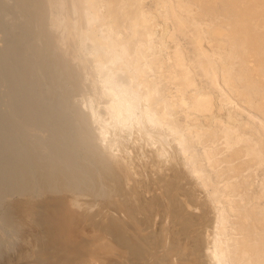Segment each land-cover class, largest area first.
I'll return each mask as SVG.
<instances>
[{"label": "bare ground", "instance_id": "6f19581e", "mask_svg": "<svg viewBox=\"0 0 264 264\" xmlns=\"http://www.w3.org/2000/svg\"><path fill=\"white\" fill-rule=\"evenodd\" d=\"M11 1L0 264H264V0Z\"/></svg>", "mask_w": 264, "mask_h": 264}, {"label": "rangeland", "instance_id": "374dc122", "mask_svg": "<svg viewBox=\"0 0 264 264\" xmlns=\"http://www.w3.org/2000/svg\"><path fill=\"white\" fill-rule=\"evenodd\" d=\"M0 1H1V0H0ZM3 1H7V0H3ZM10 1H11V0H10ZM12 2H13V1L8 2V3H9L8 5H9L10 7H8V5H7V6H5V8H4V9H5L4 11H7V10H6V7H8V8H7V9H8L7 12L9 13V11L11 10V11H10V13L12 12L11 14H8V16H7V12H3V11H2V13L0 12L1 15H2L3 13H6V14H3V15H4V18H3V16L0 15V22L3 21V23H0V25L2 24L0 27L3 26L1 32H3L4 30H6L7 27H8V29H11V28H12L10 32H11V34L13 35V31H12V30H15V29L19 28V29H17V30H19L18 33H19L20 36L18 35V33H17V34L15 33L16 30H15V32H14L15 34H14L13 36L10 35V34H9V30L7 29V31H5L6 33L4 32V33H2V34H7V33H8V34H9V37H8V34H7V36L5 37L6 39H3L2 43L0 44V46H3L6 42H7V45H9V44H11L10 42H12V41H13V44H14V42H17L16 40H18V42H20L21 40L25 41L23 38H25V39L27 40V39L30 38V37L33 35V33L36 32V30H37V28H36L35 26H34L35 28H33L32 24H31V26H28V25H30L29 22H28V20H29L28 18H25L27 22H26V21H23V20H25V19L22 18V17H24V16H23V10H22V12H21V8H20V10H19V7H18V6H15V3H12ZM12 4H14V5H12ZM11 5H12V6H11ZM11 7H12V8H11ZM16 7H17V9H16ZM10 8H11V9H10ZM9 9H10V10H9ZM15 9H16V10H15ZM12 10H13V11H12ZM14 10H15V11H14ZM17 10L19 11V13H18ZM16 11H17V12H16ZM15 12H16V13H15ZM13 13H14V14H13ZM19 14H20V15H19ZM12 15L14 16V18H15L16 16H17L19 19L21 18V20H22V21H20L21 25H20L19 23H18V25L16 24V23H17L16 21L19 22V19H17L15 22H13V20H15L17 17H16L15 19L12 20V17H13ZM6 16H7V17H6ZM11 21L13 22L14 25L12 24ZM27 23H28V24H27ZM10 24H12V26H14V27H12V26L9 27ZM25 24H26V25H25ZM16 25H17V28H16ZM19 25H20V26H19ZM21 26H23V28H26V30H29L28 28H30L31 30H34V31H31V32L29 31V32L26 34V33H24V32H27V31L24 30V29H21V28H20ZM27 26H28V28H27ZM31 27H32L33 29H32ZM4 28H6V29H4ZM0 30H1V28H0ZM22 30H23V32H22ZM1 32H0V33H1ZM21 33H23L24 35H27L26 37H28V38L24 37L23 34L21 35ZM29 33H31L32 35H31V34L29 35ZM16 35H17V36H16ZM10 36H11V37H10ZM29 36H30V37H29ZM12 37H13L14 39L16 38L15 41H14V39H13ZM17 37H20V38L17 39ZM10 38H12V41H11ZM19 39H20V41H19ZM5 40H6V41H5ZM8 40H9V41H8ZM23 41H21L22 43H19V44L24 45ZM36 42L40 43L38 40H37ZM3 43H4V44H3ZM35 44H36V43H35ZM5 45H6V44H5ZM22 45H19V46L17 45V46L19 47V48H17V51H18V52L16 51V52L18 53L17 55L15 54V52H14V54H11V55H13V57H14V55H15L16 59H17V56L19 57L20 54L24 55V53H25V52H23V50H24V49L26 50V48H24ZM38 45H39V47L41 46V44H36L37 47H38ZM23 48H24V49H23ZM19 49H20L21 51H20ZM22 49H23V50H22ZM25 50H24V51H25ZM19 52H22V53H19ZM30 54H31V52L28 54V56H29ZM11 55H10V59L14 60L15 57L13 58V57H11ZM20 56H21V55H20ZM31 57H33V55H31L30 58L27 57V58H28V61H27L26 63H27V64L29 63V66H32L31 62H33L34 59H35V57H33V58H32L33 61H32ZM16 59H15V60H16ZM29 61H30V62H29ZM46 62H47V61L45 60V62L43 63V65L46 64ZM44 67H45V68H44ZM44 67L42 68V69L44 70V72H42V71H41L42 69H40L38 72L36 71V72L33 73V74L35 75V76L33 75V76H34V77H33L34 79L36 78V75H37V78H39V79H42L43 76H44V77L48 76V75H44V74H45V73L47 74V72H48V74H49V70L46 68V66H44ZM45 69H46L47 71H45ZM36 73H37V74H36ZM39 74H40V75H39ZM41 74H42V75H41ZM38 76H39V77H38ZM35 80H38V79H35ZM53 82H54V80H50V81H48V84H47V85L50 86V87H48L49 89H47V85L45 84V85H46V86H45V90H46L47 92H48V90H49V91L52 90L51 88L55 89V90H52V91H53L52 94H53V93L55 94L54 96L48 94V96L51 97V98L56 97V96L58 95L57 93H59V90H58V89L56 88V86H55L56 83H55V82L53 83ZM51 83H52V84H51ZM51 85H53L55 88H54V87H51ZM56 89H57L58 92L56 91ZM55 91H56V92H55ZM50 93H51V91H50ZM51 98H49V102H53V101H51V100H53V99L55 100V98H53V99H51ZM78 99H80V98L78 97L77 100H76V99H75V100H76V101H79ZM196 195H198V194H196Z\"/></svg>", "mask_w": 264, "mask_h": 264}]
</instances>
